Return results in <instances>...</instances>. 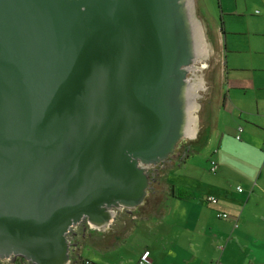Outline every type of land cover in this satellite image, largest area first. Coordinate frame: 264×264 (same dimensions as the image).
<instances>
[{"label": "water", "instance_id": "1", "mask_svg": "<svg viewBox=\"0 0 264 264\" xmlns=\"http://www.w3.org/2000/svg\"><path fill=\"white\" fill-rule=\"evenodd\" d=\"M176 3L0 0L1 259L62 264L72 226L145 197L196 61Z\"/></svg>", "mask_w": 264, "mask_h": 264}, {"label": "crops", "instance_id": "2", "mask_svg": "<svg viewBox=\"0 0 264 264\" xmlns=\"http://www.w3.org/2000/svg\"><path fill=\"white\" fill-rule=\"evenodd\" d=\"M220 33L226 37L223 25ZM251 50L249 60L238 46L235 56H226L225 47L221 81L202 109L195 138L157 161L162 170L151 191L154 200H146V192L135 205L113 211L107 225L98 227L97 242L86 239L87 246L103 250H89L88 257L85 248L79 250L76 264H94L89 260L99 251L117 254V264H140L148 250L152 264H264V49ZM249 61L252 69L238 70ZM203 139L202 156L192 162L193 143ZM143 227L147 238L136 247L134 235Z\"/></svg>", "mask_w": 264, "mask_h": 264}, {"label": "rangeland", "instance_id": "3", "mask_svg": "<svg viewBox=\"0 0 264 264\" xmlns=\"http://www.w3.org/2000/svg\"><path fill=\"white\" fill-rule=\"evenodd\" d=\"M195 1L197 16L201 21L203 27H205L206 38L209 42L210 53L208 57L203 60H196L191 67H197V71H188L186 75V80H184L185 87L191 86L190 82H197V92L199 97L196 99L199 103L197 108V118L199 120L200 115L202 114V109L206 108L210 102V97L216 92L221 81V71L222 63L225 59V47L227 50L226 56H235L236 53L235 47L238 46L244 53L243 56L250 58L254 55V52L251 50V47L255 49H264V0H192ZM224 27L226 31L225 35L221 36L220 28ZM229 52V53H228ZM196 63V64H195ZM241 72H246L248 69H252L251 63L249 61V67L243 66L241 64ZM190 68V67H189ZM200 70V71H199ZM202 73V74H201ZM247 74V73H244ZM200 75V76H199ZM195 76V77H194ZM189 78V79H187ZM205 79V80H204ZM193 81V82H192ZM202 90V91H201ZM200 99V100H199ZM202 121V120H201ZM199 122V121H198ZM190 141V139L182 137L175 144V148L178 144L183 141ZM204 141H196L193 143V159L192 162H199L204 149ZM159 172L156 174H151L150 177L153 180L149 182V185L146 189L147 196L146 200H151L153 198L152 192L155 184L159 182L156 178L160 176L162 170L161 163H159ZM175 180V177H173ZM153 186V187H151ZM154 200V199H152ZM134 235L135 239L133 242L139 241V243H145V238H147V233L145 232V227L136 230ZM95 243L97 242L98 235H94ZM81 239L82 250L84 249V256L88 257L89 250H103L100 247L97 248L94 243H89L87 246L86 241L83 238ZM109 247L112 246L111 242ZM139 243L136 242V247L139 246ZM109 250H113L110 248ZM76 252H79L77 250ZM108 255H103V252L99 251L97 254L94 253L89 260L94 264H117V254L112 255V252H108ZM77 261L80 259L75 254ZM22 257L13 256L11 258L1 259L0 264H25V261L22 260ZM84 262V261H82ZM86 262V261H85ZM87 263V262H86ZM223 264L218 261L216 264Z\"/></svg>", "mask_w": 264, "mask_h": 264}, {"label": "bare ground", "instance_id": "4", "mask_svg": "<svg viewBox=\"0 0 264 264\" xmlns=\"http://www.w3.org/2000/svg\"><path fill=\"white\" fill-rule=\"evenodd\" d=\"M176 4H177L176 8L179 11L178 14H180V15H178V20L181 22V26L185 25L184 27H185L186 32H187L190 51L192 53L191 59L188 57H186V59H187V61H189V60L193 61L195 59L196 60H203L204 58L208 57V54L210 53V49H209V42L207 41V38H206L205 27H203L201 21L198 19V16H197L195 1L192 2V0H177ZM191 66L192 65L190 63L189 64L188 63L183 64L182 75L184 74V71H186V75H187L189 69H190V71H193V70L197 71L196 70L197 67H194V66L191 67ZM186 75L184 77L181 76L179 81H178L182 91L177 92L176 95H172V98L170 99L171 103L177 104L180 107V110L182 109V111L179 113V117L176 118L175 131L178 133L182 132L184 134H182V135L178 134V138L176 140V143L179 140H181L182 137H185L188 139H194L196 134H197L196 132H197V128H198V118L196 115V112L198 111L197 108L199 107V103L196 100L199 97L198 92H197V88H198L197 82L192 81L193 83L190 82L191 86L185 87L186 84H184V82H185L184 80H186L185 79ZM187 79H189V78H187ZM189 81H190V79H189ZM152 164L154 165L155 163H152ZM149 165H151V164H149ZM149 165H148V168L150 167ZM125 209H127V208H125ZM113 211L114 210H111L110 212H113ZM113 214L114 213H111V218L113 217ZM91 222H92L93 226H100V225H98L100 223V221H91ZM106 225H103V226H106ZM65 259L66 260H64L62 264H68L66 262L69 259H67V258H65Z\"/></svg>", "mask_w": 264, "mask_h": 264}, {"label": "flooded vegetation", "instance_id": "5", "mask_svg": "<svg viewBox=\"0 0 264 264\" xmlns=\"http://www.w3.org/2000/svg\"><path fill=\"white\" fill-rule=\"evenodd\" d=\"M159 163H155L154 164V169L156 171V174H158L159 172ZM152 184H153V180ZM153 187V186H151ZM153 189V188H151ZM113 210V208L111 209ZM92 226V227H91ZM95 227V228H94ZM99 226H93L90 218L86 217L82 220V222L72 226L67 235H66V244H67V262L68 264H76L77 262V258L75 257L76 251L77 250H82V245H81V239L83 238V242L84 240L86 241L87 237L89 236V238H91V240H95L94 235H98L99 234ZM90 230H94V231H90ZM89 232V234H88ZM16 257H20V256H16ZM22 257V256H21ZM25 261V264H35L31 261L26 260L24 257H22Z\"/></svg>", "mask_w": 264, "mask_h": 264}, {"label": "built area", "instance_id": "6", "mask_svg": "<svg viewBox=\"0 0 264 264\" xmlns=\"http://www.w3.org/2000/svg\"><path fill=\"white\" fill-rule=\"evenodd\" d=\"M239 130H240V132H242L243 128L240 127ZM236 138L238 140H240L241 139V135H238ZM216 168H217V163H216V161H213L212 162V169L215 171ZM238 190L242 191L243 189H242V187H238ZM207 200H208V202H210L212 204H217L218 203V198L216 196H208ZM218 217H220V218H228V217H230V215L228 213H226V212H219L218 213ZM237 226H238V224L236 223V227ZM150 253L151 252L148 250V251H146V252H144L142 254L141 259H140V264H152V261L150 260Z\"/></svg>", "mask_w": 264, "mask_h": 264}, {"label": "trees", "instance_id": "7", "mask_svg": "<svg viewBox=\"0 0 264 264\" xmlns=\"http://www.w3.org/2000/svg\"><path fill=\"white\" fill-rule=\"evenodd\" d=\"M21 257V256H20Z\"/></svg>", "mask_w": 264, "mask_h": 264}]
</instances>
